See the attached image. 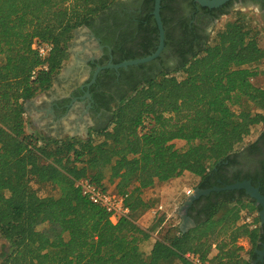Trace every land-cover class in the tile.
Returning <instances> with one entry per match:
<instances>
[{
  "label": "trees",
  "instance_id": "1",
  "mask_svg": "<svg viewBox=\"0 0 264 264\" xmlns=\"http://www.w3.org/2000/svg\"><path fill=\"white\" fill-rule=\"evenodd\" d=\"M113 2L0 0V237L9 244L4 264H192L186 253L211 264H251L262 248L261 235L239 220L243 210L257 214L260 207L244 200V192L199 197L188 210L196 226L186 232L179 216L163 227L164 214L147 226L138 224L153 207L144 191L185 172L199 178V190L232 185L222 183L228 180L225 163L251 129L264 123V88L251 82L264 50L241 20L226 23L185 58L173 71L182 78L162 72L137 84L120 99L109 123L87 137L54 140L28 129L25 103L51 89L69 58L74 32ZM164 8L162 0L163 25ZM147 20L155 23L153 16ZM34 40L53 46L44 61L32 50ZM43 64L47 70L31 79ZM175 140L186 148L174 149ZM262 168L258 177L264 179ZM82 178L104 189L108 179L115 193L126 196L129 216L113 225L76 187ZM32 184L51 185L57 195L41 198ZM154 233L145 256L140 244ZM241 239L251 246L243 256ZM213 247L217 253L211 256Z\"/></svg>",
  "mask_w": 264,
  "mask_h": 264
},
{
  "label": "flooded vegetation",
  "instance_id": "2",
  "mask_svg": "<svg viewBox=\"0 0 264 264\" xmlns=\"http://www.w3.org/2000/svg\"><path fill=\"white\" fill-rule=\"evenodd\" d=\"M246 6L255 7L264 24V0H228L214 8L201 6L196 0H165L162 13L165 21L164 47L160 55L146 63L114 69L106 67L145 58L153 54L158 46L156 22L154 20L153 24L151 20L148 23L147 20L149 15L153 16L154 0H115L88 25L74 32V41L68 45V48H72L71 55L68 53L72 59L69 57L64 68L67 74L64 97L57 107L60 116L73 115L71 127L74 130H79V124L87 125L85 136H75L79 138L87 137L91 129L105 127L120 99L127 96L137 84L162 72L177 71L185 58L209 43L223 17L238 7ZM79 34L82 38L77 41ZM100 67L104 69L98 72L93 81L94 73ZM81 76H86L83 82L79 81ZM263 131L264 128L254 140L242 144L225 163L222 173L228 180L222 183L233 182L234 185L249 182L264 198V185H261L264 179L259 178L260 175L258 177V174L263 173L264 165V141L260 139ZM225 187L220 191H236L235 197L240 192L245 194L244 190H225ZM245 196L247 198L243 197L244 200L256 208L260 207ZM261 210L260 207L258 213ZM258 213L262 248L255 251L257 256L251 264H264V256L261 259L259 254L264 246V222L260 223ZM7 254L8 249L1 245L0 264L5 263Z\"/></svg>",
  "mask_w": 264,
  "mask_h": 264
},
{
  "label": "rangeland",
  "instance_id": "3",
  "mask_svg": "<svg viewBox=\"0 0 264 264\" xmlns=\"http://www.w3.org/2000/svg\"><path fill=\"white\" fill-rule=\"evenodd\" d=\"M237 19L241 20L244 23V25L247 26V28L251 29L252 34L253 33L256 34V40H257L258 46L264 50V24L261 21L260 13L253 6L238 7L232 13L228 14L226 17H223L219 21L216 28L214 29V33L211 35L212 37H211L210 41H212V39H214L217 32L221 31L224 28L226 23L232 22V21L237 20ZM79 35L80 36L76 39L77 41H79V39L82 38L81 34H79ZM73 41H74V39L71 40V42H73ZM75 49H77V48H75ZM252 68H253V70H256L258 72L257 73L258 75L254 79L251 80L252 84L255 85L256 87L264 88V59H262L261 61L256 63ZM172 75H174L178 79L182 78V74L179 72H172ZM85 79H86V76H81L79 78V81L83 82ZM45 93L46 92H44L43 94H45ZM40 94H42V93H40ZM244 102H245V100L242 99L241 103H244ZM256 111L263 113V111H261V110H256ZM263 128H264V123L253 127L251 129L250 134L236 148V150L238 148H240L242 144H245L247 142L254 140ZM171 144L174 147V149H176V150H183L186 148V144L184 141L175 140ZM198 182H199V178L193 176L192 174L186 175V176H183L179 180L178 183L172 184V182H168V183H164V184H159L152 189L145 190L143 193V198H145L146 200L153 203V207L155 205L161 203L165 206V208L168 211H171L172 209L175 208V206H178V208H179L183 204V202L186 200L187 196L184 195V191L190 190L193 193ZM32 187L37 192L38 196H40L41 198L52 197V196L57 195V188H55L51 185L32 184ZM106 188L112 189L109 186H107ZM178 208H177V212H178ZM147 213L151 215V213L148 211V212L144 213L142 216H140L138 219V221L140 220L141 223L143 224V227L149 225L148 223L150 222V221L146 222V221H144L145 219H143V217L148 215ZM160 215L161 214H158L157 216H160ZM150 218L152 219L153 215H151ZM46 227H47V225L43 224V225H39L38 229L42 230ZM153 235L154 234H152L151 237H148L144 242H142L140 244V250L145 256H148V254L150 253V246L152 243V239H154ZM1 245L6 246V248L9 251V244L3 238L0 237V246ZM238 245L242 246L244 248V252L240 253V255L241 256L245 255V253L247 252L245 249L248 248V246L246 244V240L245 239L239 240Z\"/></svg>",
  "mask_w": 264,
  "mask_h": 264
},
{
  "label": "crops",
  "instance_id": "4",
  "mask_svg": "<svg viewBox=\"0 0 264 264\" xmlns=\"http://www.w3.org/2000/svg\"><path fill=\"white\" fill-rule=\"evenodd\" d=\"M72 48H68V53L70 54ZM71 55V54H70ZM69 55L70 59L71 56ZM76 57V56H75ZM73 57L74 60L77 58ZM69 59V58H68ZM68 61V60H67ZM66 63V62H65ZM65 63L62 66L59 74L55 77L52 87L48 90L45 94H39L35 98L30 101H27L24 105L25 115L28 118L29 123V130H35L43 137L47 139H54V140H63L67 137H75L76 135H84L87 130V125L79 124V130H74L71 127V123L74 120V116H60L61 113L59 112V101L64 97L63 88H64V80L67 76L66 72L64 71ZM71 69V68H70ZM45 109H47L45 111ZM85 119V118H84ZM191 175L190 173L185 172L183 176ZM173 179L169 182L178 183L179 180L183 177ZM104 186H109L112 188V184L108 181V179L104 180ZM148 214V213H147ZM151 215L148 214L147 216L143 217L144 221H150ZM180 218V217H179ZM180 218V224H181ZM138 224L143 227L141 221H138ZM154 243V239H152V243L150 246V250ZM246 244L248 246V250L250 246L248 241L246 240ZM245 249L246 251H248ZM245 251V252H246ZM217 251L213 250L211 256L216 255Z\"/></svg>",
  "mask_w": 264,
  "mask_h": 264
},
{
  "label": "built area",
  "instance_id": "5",
  "mask_svg": "<svg viewBox=\"0 0 264 264\" xmlns=\"http://www.w3.org/2000/svg\"><path fill=\"white\" fill-rule=\"evenodd\" d=\"M53 49V46L50 43H43L38 40H34L32 44V50H34L38 56V58L42 61H44L49 54L51 53ZM38 70H47V65L43 64L40 67H37L34 71L31 73V79H33L36 75V72ZM76 187L79 188L82 195L85 196L89 202H91L93 205H96L100 208H102L109 216V221L115 225L120 217H127L130 214L129 209L124 205L126 196H121L117 193H115L112 189H104L96 184L92 183L87 178H82L76 182ZM192 192L190 190L184 191L185 196L191 195ZM177 208L178 206H175L174 209L171 211H168L163 204H157L154 207H152L149 212L151 215L155 216L158 214H164L165 220L162 225L167 221L173 220L176 221V223L179 221V219H176L177 214ZM148 212V211H147ZM239 224L242 226H247L250 229H256L258 227V220L257 215L255 213H250L248 210H243L241 212V217L239 220ZM161 227V228H162ZM154 233V239H155ZM175 235H178V232L174 233ZM213 250L214 247H213ZM184 259L189 261L192 264H211L208 261H202L199 256H195L192 253H186L184 255Z\"/></svg>",
  "mask_w": 264,
  "mask_h": 264
},
{
  "label": "water",
  "instance_id": "6",
  "mask_svg": "<svg viewBox=\"0 0 264 264\" xmlns=\"http://www.w3.org/2000/svg\"><path fill=\"white\" fill-rule=\"evenodd\" d=\"M201 6H206L209 8H214L222 5L228 0H196ZM160 7H161V0H154V7H153V17L157 25L158 29V46L156 51L142 59L133 60V61H127L123 62L118 65H109L106 68H121V67H127L131 65H138L142 63H146L149 61L154 60L157 58L163 47H164V31H163V24L160 17ZM104 68L100 67L98 68L93 77V81L96 78V75L100 70ZM225 190H244L245 194L249 197L250 200L255 201L256 205H259L263 210L259 211L258 217L260 220V223L262 224L264 222V198L259 194L257 189H254L249 182H242V183H236L231 186H227L224 188ZM221 189L219 188H213L212 190H199L196 189L193 191V193L186 197V200L183 202V204L178 208V216L181 218V224L179 226L180 230L182 232H186L191 228H194L196 226L195 222L188 216V210L192 206V204L201 196H205L210 193V191H219ZM261 256V259L264 256V246L263 250L259 253Z\"/></svg>",
  "mask_w": 264,
  "mask_h": 264
}]
</instances>
